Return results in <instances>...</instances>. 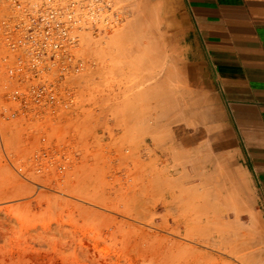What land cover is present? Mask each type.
I'll return each mask as SVG.
<instances>
[{
    "label": "rangeland",
    "instance_id": "1",
    "mask_svg": "<svg viewBox=\"0 0 264 264\" xmlns=\"http://www.w3.org/2000/svg\"><path fill=\"white\" fill-rule=\"evenodd\" d=\"M115 2L121 25L81 35L70 111L12 116L0 67V264H264L216 85L184 66L161 0Z\"/></svg>",
    "mask_w": 264,
    "mask_h": 264
},
{
    "label": "crops",
    "instance_id": "2",
    "mask_svg": "<svg viewBox=\"0 0 264 264\" xmlns=\"http://www.w3.org/2000/svg\"><path fill=\"white\" fill-rule=\"evenodd\" d=\"M184 66L209 75L230 118L238 167L264 216V0H161Z\"/></svg>",
    "mask_w": 264,
    "mask_h": 264
},
{
    "label": "built area",
    "instance_id": "3",
    "mask_svg": "<svg viewBox=\"0 0 264 264\" xmlns=\"http://www.w3.org/2000/svg\"><path fill=\"white\" fill-rule=\"evenodd\" d=\"M124 18L115 0H0L4 96L18 105L11 115L70 111L76 103L70 82L88 68L81 35L111 31Z\"/></svg>",
    "mask_w": 264,
    "mask_h": 264
},
{
    "label": "bare ground",
    "instance_id": "4",
    "mask_svg": "<svg viewBox=\"0 0 264 264\" xmlns=\"http://www.w3.org/2000/svg\"><path fill=\"white\" fill-rule=\"evenodd\" d=\"M152 6H153V5H152ZM153 8H154V6H153ZM151 9H152V8H151ZM149 11H150V10H149ZM146 12H147V11H146ZM149 13H150V12H149ZM150 15H151V14H150ZM153 16H154V15H153ZM166 68H167V67H166ZM165 70H166V69H165ZM166 72H167V71H166ZM166 72H164V73H166ZM168 72H169V71H168ZM161 73H162V72H161ZM163 75H164V74H163ZM166 75H167V74H166ZM166 78H167V76H166ZM160 79H161V78H160ZM165 80H166V79H165ZM165 80H164V81H165ZM175 80H176V79H175ZM171 81H172V80H171ZM165 83H167V81H166ZM165 83H164V84H165ZM169 83H170V82H169ZM167 109H168V108H167ZM167 109H166V110H167ZM166 110H165V111H166ZM165 111H164V112H165ZM171 112H172V111H171ZM157 113H158V112H157ZM181 113H182V112H181ZM167 114H168V113H167ZM172 114H173V113H172ZM170 116H171V115H170ZM143 118H144V117H143ZM147 119H148V118H147ZM145 120H146V119H145ZM177 122H178V121H177ZM142 123H143V122H142ZM166 123H167V122H166ZM159 124H160V123H159ZM174 124H175V123H174ZM157 126H158V125H157ZM153 131H154V130H153ZM190 137H191V136H190ZM186 139H187V138H186ZM180 140H181V139H180ZM182 140H183V139H182ZM182 140H181V141H182ZM174 141H175V140H174ZM186 141H187V140H186ZM182 142H183V141H182ZM184 142H185V141H184ZM185 144H186V142H185Z\"/></svg>",
    "mask_w": 264,
    "mask_h": 264
}]
</instances>
